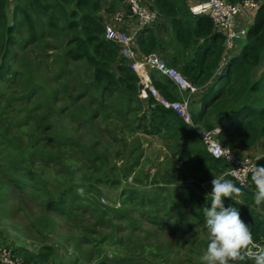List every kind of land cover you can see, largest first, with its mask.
<instances>
[{
  "label": "trees",
  "instance_id": "obj_1",
  "mask_svg": "<svg viewBox=\"0 0 264 264\" xmlns=\"http://www.w3.org/2000/svg\"><path fill=\"white\" fill-rule=\"evenodd\" d=\"M8 1L0 0V28H2L1 33L5 37L4 51L0 59V81H5V78L12 73L18 75L21 71L12 62V58L17 55L13 46L17 43L19 26L26 25L31 40L33 37L38 38L39 33L38 24L33 17L29 3L21 4L23 0H16L11 8ZM238 1L241 0H231L230 2ZM256 1L259 3V8L255 11L254 22L246 31L245 42L240 49L238 47L237 53L226 55L225 33L222 28L215 25L208 13L192 12L191 5L187 0H139L141 4L157 12L158 21L162 22L169 17L176 35L170 45L174 52L168 58L164 53L167 47L154 31L156 30L154 26L158 22L140 28L135 36L139 56L157 52L171 66L176 67L194 85L198 86L200 89L193 94L190 102V113L194 125L203 126L206 129L218 127L220 129L217 135L218 140L239 154H243L245 149H253L264 141V0ZM33 4L49 14V25L52 29L65 32V39L61 43L64 62L57 69V74L61 73L60 75H65V77L70 76L71 71L65 69L66 62L67 64H77L84 61L89 66L87 82L84 81L83 76H80L79 84L72 87L66 85L62 98L61 91L60 94L47 92L45 98L37 103L36 110L43 115V119L44 116L47 117L55 113L56 119L59 121L58 124L54 123L53 125L56 131L54 141L57 143L67 141L65 146L75 144L77 140L71 129L65 131L58 128L59 124L69 118L71 123L73 121V123L79 122L81 125L88 124L94 122L101 114L104 124L107 125V134L115 143L122 142L124 138L117 139V136L109 129L113 123L112 113L120 109V112L116 111L118 117L122 116L128 122L122 129L132 126L133 129L135 127V129L141 130L146 136H163L171 140L172 142H168L173 146L170 148L172 155L178 157L185 169L179 171L178 168L176 169L175 161H172V165H168L165 163L169 160H164L159 164L151 162L148 170L144 171L142 167H139V164L140 159L146 155L142 148L143 143L140 141V137H137V144L131 148L129 158L133 159L131 170L126 168L127 172H135L134 183L136 184H126L120 190L119 199L122 201V205L113 209L115 215L119 219H128L131 229L143 230L142 224L146 218L151 221H153L152 219L156 220L162 211V206L158 205L159 199L162 198L160 200L164 201L162 205H165L166 208L169 207L171 210H173V206L176 208L179 216L176 218L173 215L175 220H183L188 223L189 228L185 230V234L200 224H203L204 229L207 230L204 224L203 207L210 206L211 201L207 199V196L211 193L212 185L210 188H206L202 186V183L213 179L214 175L220 176L229 170L231 163L224 158L214 157L202 142L194 126L185 122L172 108L166 107L149 88L150 85H153L164 99L175 101L181 99V94L173 82L156 69H151L152 73L147 76L141 74L124 58L121 45L105 37L107 18L113 15L118 8L123 6L127 8V1L55 0V6L64 16L63 24L59 23L58 17L51 11L52 5L44 0H33ZM128 31L131 30L128 29ZM24 45L25 43L20 42V49L24 48ZM47 56L48 54H46ZM62 57L59 56V58ZM224 57L225 60H223ZM28 65V62H25V66L28 67ZM31 67L32 64L29 68ZM38 80L40 87H43L45 84L40 76H38ZM35 91L36 88H33L31 93ZM9 101L7 100L4 107L1 108L2 112L11 104ZM96 105L100 112L98 109L92 112L91 107ZM4 115L7 114H2L0 121L7 120ZM129 118L131 122H129ZM64 127L67 129L66 126ZM9 140L13 143L10 138ZM92 141L94 143L92 149L89 147V153L93 155L94 159H100L98 158L101 153L98 148L100 141ZM92 141H90L91 144ZM10 142L7 141V143ZM128 147L130 144L127 145ZM244 154L255 157L257 166H264V153L256 154L250 151ZM163 165L164 172L158 171L155 175L158 176V179L149 178L151 168L160 169ZM187 172L189 177L197 179V181L190 184L183 182L182 178ZM141 173L142 177L138 179L137 177ZM224 178L231 179L238 187H242V194L235 198L239 203L230 197H225L222 198L224 206L236 207L241 219L250 227L253 238L264 245V204L258 206L254 202L255 185L250 178L247 185H241L229 175ZM27 179L31 180L32 187L37 188L39 184L42 187L41 181L34 176ZM117 183L120 184V182ZM142 188H145L144 192L147 193L153 194L154 191L160 190L166 195L159 194L155 197L149 195V198L145 200L144 194L141 197ZM185 189L190 190L193 194L189 201L186 198L181 199L180 193L186 192ZM168 190H172L174 195L179 197L180 206L177 202H170L172 207L169 204L167 207ZM103 194L114 201V198L110 197L112 195L106 190ZM199 200L201 203L196 204L194 210H190L191 201ZM129 201L134 205L132 211L127 208ZM47 208L64 218H69L72 215L62 190L57 192L56 197L51 195L48 198ZM106 212L111 211L105 208L102 214L104 215ZM107 221L114 224L115 220L108 218ZM177 231L179 232H174L171 235L176 236V239L179 238V244H174L172 247L157 244L159 249L155 250L154 258L160 255L164 256L160 261L161 264H166V262L182 264L187 261L186 256L182 257L184 254L181 251L176 252L178 255L174 261H171L170 254L166 253V251L173 253V247L184 245L185 242L182 241L184 233L180 235V229ZM146 232L143 233L144 235L134 232L131 237L130 235L119 237L124 241L122 244L124 249L127 248L130 251L123 257L130 264H143L146 260L144 258L145 251H143L146 247L145 241L152 238L153 242L155 235L151 231ZM113 234H116L115 229ZM208 242L206 239L205 250ZM12 246L7 245V249L22 257L24 264H56L54 261L56 253L52 245H43L41 249L38 248L37 252L20 246ZM151 247L155 249L153 246ZM117 253L119 254V251L114 253L115 257ZM102 256V258L108 257L107 254ZM147 256L149 255L147 254ZM0 264L2 263L0 262ZM231 264H252V261L231 262Z\"/></svg>",
  "mask_w": 264,
  "mask_h": 264
},
{
  "label": "rangeland",
  "instance_id": "obj_2",
  "mask_svg": "<svg viewBox=\"0 0 264 264\" xmlns=\"http://www.w3.org/2000/svg\"><path fill=\"white\" fill-rule=\"evenodd\" d=\"M44 1L52 5L51 11L58 17L59 23L63 24L64 16L55 6V0ZM8 2L13 8L16 0ZM23 3H29V7L32 8L39 33L38 38L33 37L31 40L26 25L19 26L17 43L13 46L17 55L12 58V62L21 71L18 75L12 73L5 78V81H0V117L2 114H7L4 115L7 120L0 121V248L14 245L37 252L38 248L41 249L43 245L47 244L52 245L55 249L54 261L56 264H130L123 258L130 251L127 248L128 251L124 249L122 246L124 241L119 237L125 235L131 237L134 232L137 234L141 231L139 234H143L147 233L146 231H151L155 235L153 242L152 238L145 241L146 247L143 251H145L144 258L146 260L143 264H161L160 261L164 256L160 255L154 258L155 250L159 249L157 244L170 247L174 244L177 245L179 238L176 239V236L171 234L179 232L177 229H180V235H182L189 228L187 222L177 221L172 217L173 215L176 218L179 216L176 208L173 206V210H171L168 207V204L172 207L170 202H177L178 205H181L179 197L174 195L172 190H168V208L162 205L164 201L160 198L158 205L162 206V211L156 220L152 219L153 221H151L146 218L142 224L143 230L140 231L131 229L130 221L119 219L113 209L122 205L119 193L124 185L136 184L134 183L135 172H127L126 168H131L133 159L129 158L131 148L137 144V137H140L146 155L140 159L139 164V167H142L144 171L148 170L151 162L159 164L164 160H169L165 163L168 165H172V161H175L176 169L178 168L179 171L185 169L178 157L172 155L170 148L173 146L168 142L171 140L163 136H146L141 130L135 129V127L133 129L132 126L122 129L128 122L124 117H118L117 112H120V109H117V112L112 113L113 123L109 129L117 136V139L124 138L122 142L115 143L107 134V125L104 124L101 114L94 122L88 124L81 125V123H73V121L71 123L70 118L63 121L58 128L65 131L71 129L77 142L67 146H65L67 141L55 142L56 131L53 125L54 123L58 124L59 121L56 119L55 113L48 115V118L44 116L43 119V115L36 110L37 103L45 98L47 92L60 94L61 91L62 98L66 85L72 87L79 84L80 76H83L84 81L87 82L89 66L84 61L77 64H67L66 62L65 69L71 71L70 76L65 77V75H60L61 73L57 74V69L64 62L61 43L65 39V32L52 29L49 25V14L34 5L33 0H23L21 4ZM109 22H111L110 17L106 20V23ZM1 30L2 28H0V59L5 44V37ZM20 42L25 43L22 50L19 47ZM237 42L240 49L245 40ZM46 54H48L47 57ZM59 56L63 57L59 58ZM25 62H28V67L25 66ZM30 64H32L31 68H29ZM38 76L44 81L43 87H40ZM33 88H36V91L31 93ZM7 100H10L11 104L2 112L1 108L4 107ZM98 108L97 105L91 107L92 112L97 111ZM98 112H100L99 109ZM92 140L100 141L98 146L101 151L98 157L100 159H94L93 155L89 153V147H93L94 143ZM128 144L130 147L127 148ZM164 170V165L160 169L151 168L149 178L158 179V176H155L156 173L164 172ZM30 176L39 179L42 187L40 184L37 188L32 187L31 180L27 179ZM141 177L142 173L137 178L141 179ZM182 181L190 184L197 179L189 177L187 172ZM209 181L207 180L204 187H211ZM79 187L85 188L84 196L78 195L77 188ZM61 190L65 194L66 202L72 212L69 218L59 216L47 208L48 198L51 195L56 197L57 192ZM105 190L112 195L110 197H113L114 201L103 194ZM144 190L145 188H142L140 193L141 197L144 194L145 200L149 198V195L153 197L159 194L166 195L160 190L154 191L153 194L144 192ZM185 191L180 193L181 199L186 198L189 201L193 194L190 190L185 189ZM200 203L201 200L191 201L190 210H194L196 204ZM147 205H149L148 202ZM133 206L129 201L127 208L132 211ZM105 208L111 212H106L103 215ZM108 218L114 219V224H110L107 221ZM164 224L166 225L164 226ZM114 229L116 234H113ZM207 233L203 224L186 234L184 233L182 238V241L185 242L184 245L173 247V253L166 251L167 254H170V260L174 261L178 255L176 252L181 251L184 254L182 257L186 256L185 258H187V263L182 264H201L200 257L205 251L204 243L208 236ZM195 239L196 241H193ZM199 239L201 241H198ZM118 251L119 254L117 253L115 257L114 253ZM103 254H107L108 257L102 258ZM161 254L163 253L161 252Z\"/></svg>",
  "mask_w": 264,
  "mask_h": 264
},
{
  "label": "built area",
  "instance_id": "obj_3",
  "mask_svg": "<svg viewBox=\"0 0 264 264\" xmlns=\"http://www.w3.org/2000/svg\"><path fill=\"white\" fill-rule=\"evenodd\" d=\"M128 7H120L113 14L111 22L105 24V37L111 39L122 47L124 58L137 71L138 68L148 67L156 69L161 74L169 78L178 88L181 99L175 101H167L158 90L150 85V90L166 107L172 108L185 122L192 124L198 132L202 142L208 151L217 158H224L231 163V168L220 176L229 175L237 180L241 185L249 183L250 173L247 172V166L256 163V158L245 154H239L231 147L223 145L218 140V127L214 129H206L203 126L194 125L190 113V102L194 93L200 88L192 83L184 74L176 67L171 66L160 54L151 52L139 56L138 46L135 36L140 28L154 25L158 22L159 16L155 10H152L141 4L139 0H126ZM259 3L256 0H241L236 3L228 0H202L199 3L191 5L194 13H208L214 20L215 25L222 28L225 33V53L233 52L235 42L241 36L246 34L244 28L238 26V18L247 11H256ZM133 22V28H125L126 21ZM128 29L131 31L129 32ZM225 60V57L224 59ZM210 179V183H211ZM207 181L202 183L204 186ZM253 246L250 250H256L257 247H264L261 242L253 238ZM0 262L2 264H24L22 257L11 252L10 249L0 248Z\"/></svg>",
  "mask_w": 264,
  "mask_h": 264
},
{
  "label": "clouds",
  "instance_id": "obj_4",
  "mask_svg": "<svg viewBox=\"0 0 264 264\" xmlns=\"http://www.w3.org/2000/svg\"><path fill=\"white\" fill-rule=\"evenodd\" d=\"M247 172L255 185V204H264V166L250 164L247 166ZM211 185V193L207 196L211 201L210 206L203 207L209 242L200 257L201 264H231L243 261L264 264V247L250 250L254 243L250 227L241 219L236 207H225L223 204L222 198L225 197L239 203L235 198L242 194V187H238L231 179L215 175ZM77 193L84 196L85 188H77Z\"/></svg>",
  "mask_w": 264,
  "mask_h": 264
},
{
  "label": "crops",
  "instance_id": "obj_5",
  "mask_svg": "<svg viewBox=\"0 0 264 264\" xmlns=\"http://www.w3.org/2000/svg\"><path fill=\"white\" fill-rule=\"evenodd\" d=\"M188 3L190 5H193L195 3H199L201 2L202 0H187ZM229 2L231 0H228ZM119 9V8H118ZM112 16H110V18L112 19ZM254 16H255V12L254 11H247L246 14L244 15H240L239 18H238V26L240 28H244L246 31L248 30L249 26L254 22ZM133 22L131 21H126L125 24H124V27L125 28H133ZM154 28H156L155 33L156 35L161 38L163 40V43H164V46L167 47L164 51L165 55L171 57L174 50L173 48L170 46L172 44V41L175 39V33L173 32V28H172V25H171V19L169 17L165 18L162 22L161 21H158V23L154 26ZM245 40V35L241 36L239 39L236 40V43H235V47H234V50L233 52L230 53V55H234L235 52L237 53L238 51V40ZM139 72L145 76L149 75L152 73V70L148 67H141V68H138ZM209 85V83H208ZM251 153H256V154H261V153H264V141L261 142L260 144H258L257 146H255L253 149H245L244 150V153H247V152H250ZM243 153V154H244Z\"/></svg>",
  "mask_w": 264,
  "mask_h": 264
}]
</instances>
